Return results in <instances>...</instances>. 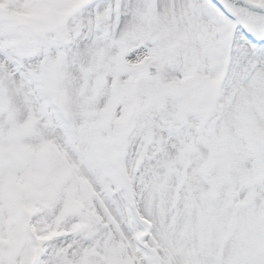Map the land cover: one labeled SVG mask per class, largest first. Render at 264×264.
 <instances>
[{"label":"snow or ice","instance_id":"obj_1","mask_svg":"<svg viewBox=\"0 0 264 264\" xmlns=\"http://www.w3.org/2000/svg\"><path fill=\"white\" fill-rule=\"evenodd\" d=\"M0 264H264V0H0Z\"/></svg>","mask_w":264,"mask_h":264}]
</instances>
